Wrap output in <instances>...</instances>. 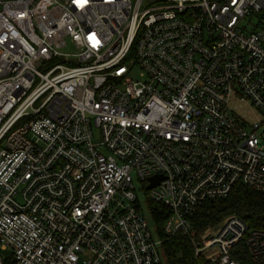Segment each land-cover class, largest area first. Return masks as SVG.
<instances>
[{"label":"built area","instance_id":"obj_1","mask_svg":"<svg viewBox=\"0 0 264 264\" xmlns=\"http://www.w3.org/2000/svg\"><path fill=\"white\" fill-rule=\"evenodd\" d=\"M263 124L264 0H0V264H168L136 180L193 264H264V229L192 222L264 192Z\"/></svg>","mask_w":264,"mask_h":264},{"label":"trees","instance_id":"obj_2","mask_svg":"<svg viewBox=\"0 0 264 264\" xmlns=\"http://www.w3.org/2000/svg\"><path fill=\"white\" fill-rule=\"evenodd\" d=\"M148 206L150 218L162 239V249L168 264H193L194 249L189 239L180 234L169 236L165 233L169 208L152 200L148 201ZM232 215L243 218L251 228L264 229V192L240 184L227 197L206 202L192 217L194 232L198 235Z\"/></svg>","mask_w":264,"mask_h":264},{"label":"rangeland","instance_id":"obj_3","mask_svg":"<svg viewBox=\"0 0 264 264\" xmlns=\"http://www.w3.org/2000/svg\"><path fill=\"white\" fill-rule=\"evenodd\" d=\"M69 51L73 52L74 49L70 48ZM234 107H235V110L239 114H241L243 117H245L246 119H249V120H261V119H263V116L260 113H255L254 111H252L250 108V105L247 103H236L234 105ZM258 133H259V137H260L262 143H264V124L258 130ZM97 140H99V134L98 133H96V141ZM134 183H135V186L137 189V193L140 197V203H141L143 212H144L145 216L148 218V220L150 221V224L152 225V221L150 220V212H149L148 205L146 202V194L144 193V185H142L137 180ZM0 255L3 256L4 258H10L12 253L10 250H6V249L0 247Z\"/></svg>","mask_w":264,"mask_h":264},{"label":"water","instance_id":"obj_4","mask_svg":"<svg viewBox=\"0 0 264 264\" xmlns=\"http://www.w3.org/2000/svg\"><path fill=\"white\" fill-rule=\"evenodd\" d=\"M160 179H162V176H155V177H152V181H151V183L148 185V189H151V188H153L154 186H156L158 183H159V181H160Z\"/></svg>","mask_w":264,"mask_h":264}]
</instances>
